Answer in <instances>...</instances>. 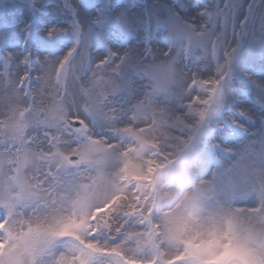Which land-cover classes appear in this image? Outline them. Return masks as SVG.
I'll return each mask as SVG.
<instances>
[{
    "label": "snow or ice",
    "instance_id": "6c2138e0",
    "mask_svg": "<svg viewBox=\"0 0 264 264\" xmlns=\"http://www.w3.org/2000/svg\"><path fill=\"white\" fill-rule=\"evenodd\" d=\"M24 7L23 47L16 36L0 46V264H264V237L252 226L264 223V201L247 219L228 212L223 228L215 217L201 224L216 206L203 202L217 194L219 172L196 177L186 215L164 211L176 199L167 189H181L191 132L220 110L236 58L264 66V0H175L166 13L192 16L164 41L161 62L153 44L163 17L139 0ZM213 58L215 70H201ZM175 81L187 93L179 108L169 92L158 95ZM243 87L232 96L246 115L254 101ZM217 129L205 146L217 158L247 135L235 120ZM113 154L115 171L94 175ZM203 236L210 246L192 243Z\"/></svg>",
    "mask_w": 264,
    "mask_h": 264
},
{
    "label": "rangeland",
    "instance_id": "374dc122",
    "mask_svg": "<svg viewBox=\"0 0 264 264\" xmlns=\"http://www.w3.org/2000/svg\"><path fill=\"white\" fill-rule=\"evenodd\" d=\"M55 2L58 3L59 0ZM174 2L175 0H139V3L145 6L146 11H151L154 17H163L162 27L153 44L156 62L165 59L160 51V49L168 51L164 41L170 40L172 31L178 28L180 23H188L192 16V13L187 15L180 13L178 21L174 18L175 12L166 13L165 9ZM27 3L28 0H0V46H4L11 37L16 36L17 39L14 42L20 43L23 47L26 42L24 22L27 19L24 5ZM51 10L56 11L55 8ZM52 26L54 24L49 25V27ZM182 43L187 44V40L184 39ZM180 50L181 48L177 47V54ZM215 63L213 58L210 65L205 60V63L199 66L201 70L211 66L214 71ZM237 72H239V79L236 78ZM232 73L220 110L214 111L204 125L195 127L191 132V140L183 156L185 166L177 176L178 187L181 189L191 187L195 192L196 188L193 185L197 176L212 181L219 172L223 180L217 194L208 196L203 202L204 206L209 208L218 205L221 196L224 200L245 208L258 207L264 201V66H261L259 60L256 64L248 63L241 55L236 58ZM132 83L137 89L141 87L136 80ZM240 83L244 84V87L240 89V94L245 97L251 94L252 101H254V103L243 106L246 115H241L237 108L236 101L239 96L235 98L232 96ZM168 92V101L176 108L186 103L187 93L179 81L171 85H161L158 89L159 99L163 101ZM234 120L239 121L241 126L247 129V135L229 140L227 152L221 153L219 158L215 153L206 152L205 146L209 142L212 144L217 142V124L225 123L231 127ZM118 164L119 160L113 154L105 161L104 166L100 165L94 175L99 176L104 170L114 172ZM67 243L65 241V245Z\"/></svg>",
    "mask_w": 264,
    "mask_h": 264
},
{
    "label": "clouds",
    "instance_id": "9594fccd",
    "mask_svg": "<svg viewBox=\"0 0 264 264\" xmlns=\"http://www.w3.org/2000/svg\"><path fill=\"white\" fill-rule=\"evenodd\" d=\"M167 191L173 192L176 196L174 203L171 205V209L165 208V213L167 216H176L180 217L182 215H186V208L185 204L187 198L191 196L193 189L191 187L185 189H167ZM245 207L237 206L235 203H230L223 198L220 200L219 204L213 207L210 211L202 213L201 216V224L209 225L211 223V218L215 217L216 221L219 222L220 226L224 227V216L231 212L233 215H241L245 219H247V212ZM244 210V211H241ZM167 216L162 215L158 223H160L162 228L167 227L166 219ZM252 226L254 230L264 237V223L253 221ZM191 235V233L189 234ZM201 240L207 242L205 246H210V237L203 236L200 239H195L192 241L194 244H200ZM229 255H236L238 253L237 249L229 248L228 250Z\"/></svg>",
    "mask_w": 264,
    "mask_h": 264
}]
</instances>
